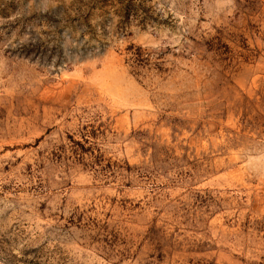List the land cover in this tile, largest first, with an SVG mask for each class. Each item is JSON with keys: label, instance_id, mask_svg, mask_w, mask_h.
Listing matches in <instances>:
<instances>
[{"label": "rangeland", "instance_id": "obj_1", "mask_svg": "<svg viewBox=\"0 0 264 264\" xmlns=\"http://www.w3.org/2000/svg\"><path fill=\"white\" fill-rule=\"evenodd\" d=\"M0 264H264V0H0Z\"/></svg>", "mask_w": 264, "mask_h": 264}, {"label": "trees", "instance_id": "obj_2", "mask_svg": "<svg viewBox=\"0 0 264 264\" xmlns=\"http://www.w3.org/2000/svg\"><path fill=\"white\" fill-rule=\"evenodd\" d=\"M136 51H138V48H136L135 49ZM136 56H137V54H136ZM149 234H151L152 235V240H156L155 239V237L154 236H156V235H158V230H154L152 227L149 229ZM160 239H163V237H161ZM159 238L157 239V242H156V250H157V252L158 253H160V250H161V246H160V244H159V240H160ZM160 248V249H159Z\"/></svg>", "mask_w": 264, "mask_h": 264}]
</instances>
